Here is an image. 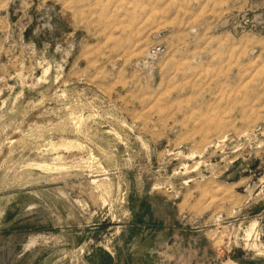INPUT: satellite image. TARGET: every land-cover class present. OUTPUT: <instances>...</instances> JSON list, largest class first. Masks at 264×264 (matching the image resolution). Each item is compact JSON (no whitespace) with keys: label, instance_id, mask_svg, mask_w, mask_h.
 <instances>
[{"label":"rangeland","instance_id":"374dc122","mask_svg":"<svg viewBox=\"0 0 264 264\" xmlns=\"http://www.w3.org/2000/svg\"><path fill=\"white\" fill-rule=\"evenodd\" d=\"M0 264H264V0H0Z\"/></svg>","mask_w":264,"mask_h":264}]
</instances>
